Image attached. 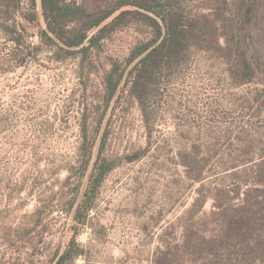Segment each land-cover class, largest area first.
Wrapping results in <instances>:
<instances>
[{
    "label": "rangeland",
    "instance_id": "rangeland-1",
    "mask_svg": "<svg viewBox=\"0 0 264 264\" xmlns=\"http://www.w3.org/2000/svg\"><path fill=\"white\" fill-rule=\"evenodd\" d=\"M169 2L195 30L143 103L123 85L108 102L106 77L150 37L144 25L85 62L61 60L33 49L40 0L32 24L0 2V264H53L74 238L75 264H264V88L236 86L219 50L235 4ZM18 24L23 46L5 30ZM100 152L112 168L83 225L75 214Z\"/></svg>",
    "mask_w": 264,
    "mask_h": 264
},
{
    "label": "trees",
    "instance_id": "trees-1",
    "mask_svg": "<svg viewBox=\"0 0 264 264\" xmlns=\"http://www.w3.org/2000/svg\"><path fill=\"white\" fill-rule=\"evenodd\" d=\"M24 1L28 6L26 9L23 8ZM0 2L8 18L20 15L28 24L37 21L38 0ZM233 2L234 18L232 24H225L221 29L224 47H219V50L231 64L230 75L236 86L256 82L264 88V0ZM40 6L44 26L35 35L40 43L33 49L53 50L56 58L61 60L80 57L85 62L104 40L131 22L149 29L150 37L132 49L125 63H113L106 77L108 102L116 98L123 85V92L143 103L146 82L172 67L195 30L193 25L182 24L181 16L172 11L169 0H104L96 6H92L90 0H40ZM19 27L20 24L8 26L5 30L11 41L23 46L24 33L19 31ZM83 132L86 138V124ZM111 168L112 165L102 159L100 152L92 185L75 214L77 222L83 225L86 222L94 208L98 186ZM203 204L204 200H196L193 212L201 211ZM83 252L77 238H74L66 250L56 256L53 264H75Z\"/></svg>",
    "mask_w": 264,
    "mask_h": 264
},
{
    "label": "built area",
    "instance_id": "built-area-1",
    "mask_svg": "<svg viewBox=\"0 0 264 264\" xmlns=\"http://www.w3.org/2000/svg\"><path fill=\"white\" fill-rule=\"evenodd\" d=\"M33 38H35L36 40H38V37H31V40H33Z\"/></svg>",
    "mask_w": 264,
    "mask_h": 264
}]
</instances>
